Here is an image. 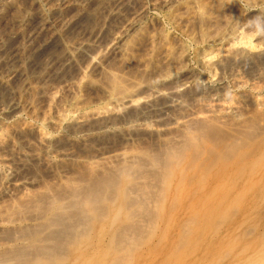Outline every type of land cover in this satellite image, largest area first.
<instances>
[{
    "label": "rangeland",
    "instance_id": "obj_1",
    "mask_svg": "<svg viewBox=\"0 0 264 264\" xmlns=\"http://www.w3.org/2000/svg\"><path fill=\"white\" fill-rule=\"evenodd\" d=\"M257 17L264 0H0V264H264Z\"/></svg>",
    "mask_w": 264,
    "mask_h": 264
},
{
    "label": "bare ground",
    "instance_id": "obj_2",
    "mask_svg": "<svg viewBox=\"0 0 264 264\" xmlns=\"http://www.w3.org/2000/svg\"><path fill=\"white\" fill-rule=\"evenodd\" d=\"M120 2V1H119ZM110 15V14H109ZM212 19V18H211ZM207 20V19H206ZM63 23V22H62ZM203 23V22H202ZM216 28V27H215ZM204 29V28H203ZM141 30V29H140ZM207 31H208V29H207ZM217 31V30H216ZM199 34V33H198ZM209 38V37H208ZM116 39V38H115ZM123 82V81H122ZM111 86H112V90H113V92L115 93V94H118V95H120V94H122V92L125 90L124 88H123V84H124V82H123V84L121 83V81L117 78V77H113V78H111ZM238 84H240V83H238ZM240 86V85H239ZM129 91V90H128ZM123 95V94H122ZM113 98V97H112ZM11 106V105H10ZM12 107V106H11ZM16 107H18V106H16ZM217 107L218 108H221V109H223L224 111L225 110H230V107H228L225 103H223V102H219L218 104H217ZM232 108V107H231ZM9 109V108H8ZM11 109V108H10ZM16 109V108H15ZM14 109V107H13V111L15 110ZM228 110V111H229ZM232 111V110H231ZM12 114V113H11ZM174 123L175 124H179V122H178V119L177 120H174ZM213 131V130H212ZM209 133V132H208ZM210 133H211V131H210ZM211 134H213V133H211ZM214 135V134H213ZM212 136V135H211ZM215 137V136H214ZM10 137H9V135H0V146H3L2 145V143H3V141L4 140H7V139H9ZM248 138V137H247ZM217 139V138H216ZM10 140V139H9ZM240 140V139H239ZM243 143V142H242ZM241 144V143H240ZM244 145V144H243ZM188 147V146H187ZM189 148V147H188ZM238 148V147H237ZM225 155V154H224ZM244 156V155H243ZM223 157V156H222ZM231 157V156H230ZM233 157V156H232ZM226 158V157H225ZM234 158V157H233ZM174 161V160H173ZM0 167L3 169V171L5 172V173H13V170L10 168V166H9V162H8V160L6 161H4L3 159L0 161ZM258 168V167H257ZM251 173V172H250ZM108 179H106V181H107ZM13 181H15V184L17 183V185H22V186H25V184H26V182L23 180H13ZM118 183V182H117ZM116 185V184H115ZM108 186V185H107ZM106 186V187H107ZM102 187V186H101ZM121 187V186H120ZM103 188H104V185H103ZM109 188H111V187H109ZM109 188H107V189H109ZM91 189V190H90ZM89 190H88V192H89V198L91 199V200H89L88 201V203L90 204V205H92V206H96V205H98L99 204V202L101 203V201H100V198L98 197V193H96V192H99V186L98 185H94L92 188H90ZM90 193H91V195H90ZM101 196H102V194H101ZM107 198V197H106ZM151 202V201H150ZM153 203V202H152ZM72 204V203H71ZM78 205V204H77ZM84 206V205H83ZM77 207V206H76ZM97 208H98V206H97ZM77 210V209H76ZM56 211V210H55ZM119 211V210H118ZM84 212V211H83ZM57 213V212H56ZM60 213V212H59ZM58 215H60V214H58ZM61 216V215H60ZM53 220H55V221H53V224H51L52 223V221H50V224L52 225H50L51 226V228L53 229V227L55 228H57V230L56 231H54L53 233H51V235H52V237H53V239H54V241L56 242H54L55 243V246L53 247V251H58V250H62L63 249V247H62V242H61V240H62V238H64V237H70V235L72 234L71 232H72V230L70 231V227H68L69 225H67V222H66V220H64L62 217L60 218V217H54L53 216ZM56 218V219H55ZM67 219H68V217H67ZM73 219V218H72ZM77 220H78V218H77ZM80 220V219H79ZM117 220V219H116ZM114 225V224H113ZM50 231H52V230H50ZM50 235V236H51ZM73 235V234H72ZM71 235V236H72ZM49 236V237H50ZM48 238V237H47ZM72 238V237H71ZM70 238V239H71ZM65 239H63L62 241H64ZM126 241V240H125ZM130 242V241H129ZM133 242V241H132ZM131 243V242H130ZM132 244V243H131ZM117 247V246H116ZM118 249H119V246H118ZM48 250V249H47ZM23 251V250H22ZM63 252V251H62ZM38 253V252H37ZM42 253V252H41ZM24 254V253H23ZM56 254V253H55ZM52 255V254H51ZM51 255H49V256H51ZM48 256V255H47ZM57 258V257H56ZM121 258V257H120ZM51 259H52V257H51ZM54 259V258H53ZM119 259V258H118ZM131 259H132V257H131ZM55 260V259H54ZM127 260H128V258H127ZM62 261V260H61ZM116 261V260H115ZM118 261V260H117ZM122 261V260H121ZM129 261V260H128ZM33 262V261H32ZM59 262V261H58ZM80 262V261H79ZM218 262V261H217ZM57 263V262H56ZM55 263V264H56ZM119 263V262H118ZM25 264H31V263H25ZM32 264H35V263H32ZM37 264H39V263H37ZM42 264V263H41ZM88 264V263H87ZM223 264V263H222Z\"/></svg>",
    "mask_w": 264,
    "mask_h": 264
},
{
    "label": "clouds",
    "instance_id": "obj_3",
    "mask_svg": "<svg viewBox=\"0 0 264 264\" xmlns=\"http://www.w3.org/2000/svg\"><path fill=\"white\" fill-rule=\"evenodd\" d=\"M250 26L254 27L257 35H264V18L257 17L249 22Z\"/></svg>",
    "mask_w": 264,
    "mask_h": 264
}]
</instances>
